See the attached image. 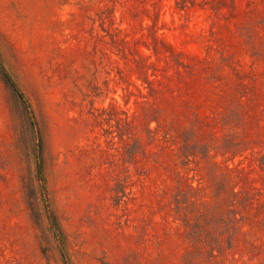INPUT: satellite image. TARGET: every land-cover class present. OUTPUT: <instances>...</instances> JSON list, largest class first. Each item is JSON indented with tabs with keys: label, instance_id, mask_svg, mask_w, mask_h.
I'll use <instances>...</instances> for the list:
<instances>
[{
	"label": "rangeland",
	"instance_id": "374dc122",
	"mask_svg": "<svg viewBox=\"0 0 264 264\" xmlns=\"http://www.w3.org/2000/svg\"><path fill=\"white\" fill-rule=\"evenodd\" d=\"M0 63V264H264V0H0Z\"/></svg>",
	"mask_w": 264,
	"mask_h": 264
},
{
	"label": "trees",
	"instance_id": "16d2710c",
	"mask_svg": "<svg viewBox=\"0 0 264 264\" xmlns=\"http://www.w3.org/2000/svg\"><path fill=\"white\" fill-rule=\"evenodd\" d=\"M0 71L5 79V81L7 82V84L13 89V91L16 94L21 95L20 90L18 89L16 83L12 80L11 76L8 74V72L4 69V67L1 65L0 63ZM54 220V219H53Z\"/></svg>",
	"mask_w": 264,
	"mask_h": 264
}]
</instances>
